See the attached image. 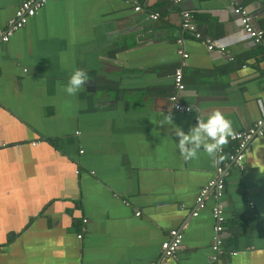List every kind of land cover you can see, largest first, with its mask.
<instances>
[{"label": "crops", "instance_id": "0c3cea01", "mask_svg": "<svg viewBox=\"0 0 264 264\" xmlns=\"http://www.w3.org/2000/svg\"><path fill=\"white\" fill-rule=\"evenodd\" d=\"M25 1L0 0V29ZM43 1L0 44V264H211L215 206L220 264H264V137L238 162L229 138L216 163L202 151L183 160L170 132L187 133L214 109L233 134L260 118L264 0L234 3L263 33L259 45L227 0ZM183 11L223 52L181 29ZM77 68L88 80L67 96L62 86ZM173 95L189 113L173 109ZM162 114L172 125L158 123ZM219 180L223 195L209 190L198 209L201 190ZM171 230L182 242L165 258Z\"/></svg>", "mask_w": 264, "mask_h": 264}, {"label": "built area", "instance_id": "2783aa9c", "mask_svg": "<svg viewBox=\"0 0 264 264\" xmlns=\"http://www.w3.org/2000/svg\"><path fill=\"white\" fill-rule=\"evenodd\" d=\"M230 1L233 5V13L235 14L236 18L238 19L242 31L245 35L249 37V39L255 44H261L263 33L261 31H256L251 26L249 11L241 8L236 7L234 5L235 0H227ZM43 0L39 1H25L23 2L18 9L16 10L15 16L11 19L8 23V26L4 29H0V44H6L12 38L15 32L20 30L23 26L26 25L28 20L32 18L37 11L43 6ZM182 0H174L175 4L181 3ZM136 11H139V7L135 8ZM150 18L152 20H156L159 18V15L156 13L150 14ZM181 29L184 32L189 33L191 37L195 40L200 41L202 45L208 52L213 51H221L223 52V46L216 41H213L209 38H204L201 34L197 31L195 22L193 20V16L188 11L181 12ZM183 58H186L187 55L182 54ZM263 59H264V47H263ZM174 87L177 92H182L184 90L183 84V77L181 69H176L174 76H173ZM170 101L172 102L173 109L177 112H184L189 113L190 108L186 106H182L177 102V97L175 95L171 96ZM264 137V111L262 112L260 118L254 123L250 128L245 131L234 133L230 140L237 143V150L235 155H230L229 159L234 162H238L242 159V151L246 148L248 143L254 138H261ZM221 172L220 170H218ZM213 189L214 197L219 199L224 192V185L219 181L211 182L205 189H202L199 195L196 198V204L198 209L203 208V203L205 198L207 197L208 191ZM213 218L215 221L214 231L217 234L216 240L214 241V245L212 247L213 255L211 256V264H220L219 255H220V248H221V239L220 234L223 230V209L222 207L215 206L213 211ZM137 216L139 213L136 214ZM193 216H197V212L195 211ZM81 236H79L80 238ZM182 242V235L177 230H171L168 234V240L161 244V251L163 256L172 257L180 248Z\"/></svg>", "mask_w": 264, "mask_h": 264}, {"label": "clouds", "instance_id": "9594fccd", "mask_svg": "<svg viewBox=\"0 0 264 264\" xmlns=\"http://www.w3.org/2000/svg\"><path fill=\"white\" fill-rule=\"evenodd\" d=\"M66 59L62 57V63L66 62ZM87 80V73L83 69L71 70L66 83L62 86V91L67 96H74L84 90L83 85ZM158 123L172 125L171 117L162 114V119H159ZM170 132L177 138L175 146L183 160L196 158L202 151L213 162L218 163L224 159L219 153L233 135V128L232 122L226 118L224 113L219 109H214L204 115L196 116V123L189 128L187 133L173 125Z\"/></svg>", "mask_w": 264, "mask_h": 264}]
</instances>
